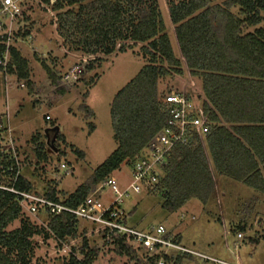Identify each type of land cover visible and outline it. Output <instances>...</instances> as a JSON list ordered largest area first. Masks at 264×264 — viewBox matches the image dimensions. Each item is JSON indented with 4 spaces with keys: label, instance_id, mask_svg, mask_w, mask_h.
I'll return each mask as SVG.
<instances>
[{
    "label": "trees",
    "instance_id": "16d2710c",
    "mask_svg": "<svg viewBox=\"0 0 264 264\" xmlns=\"http://www.w3.org/2000/svg\"><path fill=\"white\" fill-rule=\"evenodd\" d=\"M52 7L57 11L58 34L70 50L110 56L141 44L146 63L111 103L117 141L114 151L95 169L91 179L71 194L61 195L51 187L41 196L76 208L123 163L133 165L170 115L159 81L184 75V62L189 74L201 80L200 102L210 129L188 145L174 147L158 182L149 185L148 191L162 195V207L168 212L179 210L192 199L206 204L216 183L208 152L218 173L264 194V0H167L166 13L178 54L158 0H54ZM3 51L0 44V56ZM11 57L8 72L27 82L31 91L28 59L16 47L11 48ZM37 58L52 85L64 94L61 77L46 60ZM94 82L91 79V84ZM80 109L88 119L94 117L86 103ZM94 130L91 121L90 131ZM57 140L65 142L66 138L58 133ZM31 141L37 145L38 161L47 159L49 142L42 141L40 135L32 136ZM12 162L9 154L0 152V182L38 194L23 174L16 182L12 180L8 170ZM40 213L45 218L43 226L23 217L17 195L0 188V264H32L36 235H54L61 243L79 235V220L73 214ZM18 219L20 226L9 229ZM176 239L181 241L180 235ZM251 240L259 243L261 238ZM111 243L135 264H156L159 258L134 249L120 237ZM79 253L83 258L72 252L69 264L93 262L94 249L86 238ZM185 258L166 257V261L181 264Z\"/></svg>",
    "mask_w": 264,
    "mask_h": 264
},
{
    "label": "rangeland",
    "instance_id": "374dc122",
    "mask_svg": "<svg viewBox=\"0 0 264 264\" xmlns=\"http://www.w3.org/2000/svg\"><path fill=\"white\" fill-rule=\"evenodd\" d=\"M222 1L213 0V3ZM158 2L168 24L173 48L178 54L173 26L168 22L166 13L167 0ZM56 18L57 11L46 2L27 14L26 21L34 39L29 44H18V49L29 61L33 83L31 91L27 82L20 80L15 73L0 70V116L4 125L8 121L6 111H9L11 127L16 130L0 129V150L11 138L20 162V173L32 181L40 195L51 187L61 195L71 194L88 182L95 169L114 151L117 141L113 135L111 103L115 94L146 63L141 44L110 56L72 51L58 34ZM37 57L46 60L61 79L74 67L78 68L76 77L67 83L60 79L61 86L66 87L64 94L61 95L52 85ZM183 68L185 73L182 76L162 78L159 89L164 95L172 91L187 94L200 103L201 80L189 74L185 62ZM91 79L95 80L92 84ZM21 82H25V87L20 86ZM82 103L93 110V118L88 119L81 111ZM46 116L49 118L46 119ZM91 121L95 124L94 131H90ZM53 123L60 126L59 133L64 134L65 142L57 138L53 140L54 131L48 135L45 133L48 127H53ZM3 135L6 137L1 138ZM34 135H40L42 141L49 142L47 159L38 161L37 145L31 141ZM77 150L83 154H78ZM207 156L216 183L206 204L192 199L179 210L168 212L162 207L160 193H150L149 185L143 188L137 184V189L133 188L122 204L127 224L138 229L163 224L170 232L180 235L184 245L206 255L234 264H264V194L218 173L208 152ZM62 164L66 169L62 168ZM131 167L125 162L112 173L121 188L132 182ZM95 195L101 206H106L113 198L109 187L100 188ZM23 217H28L38 226L45 225L41 213L34 215L23 211ZM18 226L20 219L15 220L9 229ZM78 228L76 238L62 243L54 235L50 238L36 235L32 264H69L72 252L82 259L79 252L84 238L94 249L91 264H135L129 255L119 253L114 244L103 241L89 222L79 220ZM238 233H242V237ZM256 237L261 238L259 243L251 240ZM64 245L65 252L62 250ZM182 264L211 263L187 257Z\"/></svg>",
    "mask_w": 264,
    "mask_h": 264
},
{
    "label": "built area",
    "instance_id": "2783aa9c",
    "mask_svg": "<svg viewBox=\"0 0 264 264\" xmlns=\"http://www.w3.org/2000/svg\"><path fill=\"white\" fill-rule=\"evenodd\" d=\"M54 0H50L52 4ZM45 3V0H0V44L4 51L0 56V66L3 72H8L11 63V48H18V44H29L34 39L30 32L27 14L36 6ZM77 67H74L62 77L67 83L76 77ZM25 87V82H21ZM169 103V118L165 127L150 141L146 151L140 155L131 167L132 182L125 188H121L114 177L107 178L102 185L89 195L76 208L61 202L50 200L34 192L21 191L0 182V188L15 193L19 199L23 211L28 214L37 215L40 210L48 214L58 215L68 212L77 220L89 222L95 227L103 241L113 242L115 238H122L134 249L145 251L150 257H159L156 264H166L167 258L178 256L200 258L211 264H234L220 260L213 256L201 253L182 241L170 232L165 225L157 224L148 229H138L127 224L126 215L122 209L124 199L130 196L137 184L145 188L146 185L156 184L159 180L162 166L167 162L171 151L179 145H188L196 137L205 136L210 129V122L204 117L201 102L196 103L187 94L181 92H170L164 96ZM49 117L46 116V119ZM0 150L3 154H9L13 162L8 170L11 172L12 180L16 182L20 173V162L15 153L12 139L3 145ZM62 168L66 169L65 164ZM109 187L113 198L106 205L98 204L97 197L94 198L101 188ZM242 237V233H238ZM65 252V245L62 247Z\"/></svg>",
    "mask_w": 264,
    "mask_h": 264
},
{
    "label": "crops",
    "instance_id": "0c3cea01",
    "mask_svg": "<svg viewBox=\"0 0 264 264\" xmlns=\"http://www.w3.org/2000/svg\"><path fill=\"white\" fill-rule=\"evenodd\" d=\"M249 30H252V28L251 29H248L247 31H249ZM200 88H201V86H199ZM198 98H200L201 99V95H198ZM57 99V98H56ZM45 102H46V100H45ZM44 102V103H45ZM52 102V101H51ZM6 116H7V119H8V121H6V123L3 125V120H2V117L0 116V129L2 128V127H4V128H9V130L8 131H10V129L12 130V132L13 131H16L14 128H12L11 127V124H10V115H9V111H6ZM7 125V126H6ZM56 125H57V123H56ZM6 135V134H5ZM5 135H3L1 138H5L6 136ZM17 134H15V136H16ZM28 179V178H27ZM28 180H30V179H28ZM31 183H32V181H31ZM33 184V183H32ZM34 185V184H33ZM127 221V220H126ZM182 241V240H181ZM182 264V263H181Z\"/></svg>",
    "mask_w": 264,
    "mask_h": 264
},
{
    "label": "water",
    "instance_id": "95a60500",
    "mask_svg": "<svg viewBox=\"0 0 264 264\" xmlns=\"http://www.w3.org/2000/svg\"><path fill=\"white\" fill-rule=\"evenodd\" d=\"M50 131H54V136H53V140H55L57 138V135L58 133L61 131V128L60 126H53V127H48L46 130H45V133L48 135ZM48 142V141H47Z\"/></svg>",
    "mask_w": 264,
    "mask_h": 264
}]
</instances>
